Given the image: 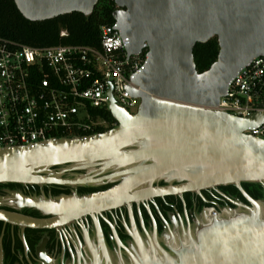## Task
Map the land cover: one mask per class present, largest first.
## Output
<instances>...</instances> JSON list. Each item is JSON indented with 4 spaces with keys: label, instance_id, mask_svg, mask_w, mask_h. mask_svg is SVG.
Segmentation results:
<instances>
[{
    "label": "water",
    "instance_id": "water-1",
    "mask_svg": "<svg viewBox=\"0 0 264 264\" xmlns=\"http://www.w3.org/2000/svg\"><path fill=\"white\" fill-rule=\"evenodd\" d=\"M14 1L30 21L73 12L89 15L99 2ZM115 4L114 20L129 38L128 55L148 50L146 63L133 79L135 87L128 88L132 97L140 99L137 112L119 106L111 88L109 109L117 126L82 137L2 148L0 183L75 186L124 178L106 190L83 195L13 194L18 208H36L53 217L0 209V220L52 227L150 196L200 193L234 184L253 210L227 218L215 215L186 248L143 253L133 260L135 264H264L260 200L242 187V182L264 185V140L245 133L264 120V112L241 118L217 109L237 72L253 57L264 56V0H115ZM214 37L220 46L218 58L198 72L194 47ZM101 163L125 169L99 179L47 173L54 166L71 165L68 172H73ZM161 178L183 183L136 191Z\"/></svg>",
    "mask_w": 264,
    "mask_h": 264
},
{
    "label": "built area",
    "instance_id": "built-area-1",
    "mask_svg": "<svg viewBox=\"0 0 264 264\" xmlns=\"http://www.w3.org/2000/svg\"><path fill=\"white\" fill-rule=\"evenodd\" d=\"M100 31L99 47L16 46L0 38V149L115 127L116 120L95 113L110 111L111 88L119 106L131 113L138 110L140 99L128 88L135 87L133 79L146 63L147 49L129 56V38L115 21ZM263 101L264 56H256L231 79L217 109L247 118L264 112ZM245 133L264 140V120Z\"/></svg>",
    "mask_w": 264,
    "mask_h": 264
},
{
    "label": "flooded vegetation",
    "instance_id": "flooded-vegetation-1",
    "mask_svg": "<svg viewBox=\"0 0 264 264\" xmlns=\"http://www.w3.org/2000/svg\"><path fill=\"white\" fill-rule=\"evenodd\" d=\"M70 167L54 166L47 173L99 179L125 169L116 166L106 168L107 164L101 163L68 172ZM123 178H106L86 185H50L57 186L65 194L83 195L88 192H81L80 186L97 189L89 192L93 193L106 190ZM181 183L182 180L161 178L152 185L140 186L136 191ZM235 187L220 185L200 193L187 191L150 196L52 227L34 228L0 220V264H135L133 257L138 259L143 253H161L162 250L173 253L189 246L191 239H196L201 227L213 216L227 218L254 209ZM16 193L46 198L42 189L33 186H1L0 209L35 218L53 217L36 208H18V200L13 195ZM263 204L264 198L260 199V205Z\"/></svg>",
    "mask_w": 264,
    "mask_h": 264
},
{
    "label": "trees",
    "instance_id": "trees-1",
    "mask_svg": "<svg viewBox=\"0 0 264 264\" xmlns=\"http://www.w3.org/2000/svg\"><path fill=\"white\" fill-rule=\"evenodd\" d=\"M115 10L116 4L114 0H99L93 12L89 15L73 12L44 21H30L23 16L14 0H0V38L4 42L16 46L46 47L59 44H81L99 47L101 26L115 21L113 16ZM62 32H65V35H62ZM219 50L220 46L217 37L195 45L193 53L198 72H204L210 68L217 60ZM146 51L148 52V50ZM95 113H99L109 121H115L108 109H99ZM112 126L110 128L99 127L96 132H104L111 129ZM28 185L36 187L38 190L42 189L46 193V198L63 193L54 185L0 183V187H23ZM227 186L236 189L234 184ZM242 187L255 200L264 198V185L262 183L242 182ZM94 190L97 189L80 186L81 192L89 193ZM239 194L246 201L241 193Z\"/></svg>",
    "mask_w": 264,
    "mask_h": 264
},
{
    "label": "rangeland",
    "instance_id": "rangeland-1",
    "mask_svg": "<svg viewBox=\"0 0 264 264\" xmlns=\"http://www.w3.org/2000/svg\"><path fill=\"white\" fill-rule=\"evenodd\" d=\"M261 210H262V212H261L262 213V216H264V204L261 206Z\"/></svg>",
    "mask_w": 264,
    "mask_h": 264
},
{
    "label": "bare ground",
    "instance_id": "bare-ground-1",
    "mask_svg": "<svg viewBox=\"0 0 264 264\" xmlns=\"http://www.w3.org/2000/svg\"><path fill=\"white\" fill-rule=\"evenodd\" d=\"M144 185H145V184H144ZM139 187H140V186H139ZM139 187H138V188H139ZM138 188H136V189H138ZM134 190H135V189H134ZM134 190H133V191H134ZM133 191H132V192H133ZM142 199H145V198H142ZM17 200H18V199H17ZM140 200H141V199H140ZM18 203H19V200H18ZM143 250H145V249H143Z\"/></svg>",
    "mask_w": 264,
    "mask_h": 264
}]
</instances>
